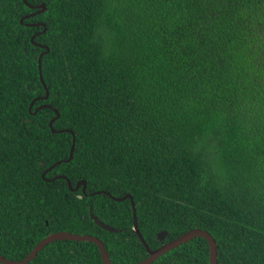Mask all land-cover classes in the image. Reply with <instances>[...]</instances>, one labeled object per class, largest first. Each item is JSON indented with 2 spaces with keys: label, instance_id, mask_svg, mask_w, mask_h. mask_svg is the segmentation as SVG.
Returning a JSON list of instances; mask_svg holds the SVG:
<instances>
[{
  "label": "trees",
  "instance_id": "trees-1",
  "mask_svg": "<svg viewBox=\"0 0 264 264\" xmlns=\"http://www.w3.org/2000/svg\"><path fill=\"white\" fill-rule=\"evenodd\" d=\"M39 45L48 96L30 111L48 106L32 114ZM54 109L52 128L75 137L68 162ZM58 160L45 178L84 179V193L41 177ZM105 192L133 197L150 249L199 228L218 264H264V0H0V254L69 231L98 237L112 264L144 259L129 199ZM26 264L102 261L92 242L55 240ZM151 264H209L208 244Z\"/></svg>",
  "mask_w": 264,
  "mask_h": 264
},
{
  "label": "water",
  "instance_id": "water-1",
  "mask_svg": "<svg viewBox=\"0 0 264 264\" xmlns=\"http://www.w3.org/2000/svg\"><path fill=\"white\" fill-rule=\"evenodd\" d=\"M24 2H26V0H23ZM28 7L30 8H34L36 9V11L30 13L29 15H26L25 18H27L28 16H33L35 14H39L42 13L46 10V6L44 3H41L39 5H28ZM22 21V20H21ZM42 26H44V23H40ZM45 31V27L42 29L41 32ZM33 39V37H31V40ZM41 48L44 49L43 52H41L38 56V72H39V79L40 82L44 88V92L45 94L43 96L40 97H35L33 98L28 106V110L29 112L31 109V105L39 100V99H46L48 96V90L46 88V85L42 79V74H41V65H40V60L41 57L46 54L48 52V47H46L45 45H39ZM47 104H41L39 106H37V108L32 111L31 113L34 114L38 109H41L43 107H47ZM55 112V116L52 117L49 122H48V126L51 130V132H62V131H68L69 133L72 134L71 130L68 129H64V130H55L52 128V123L59 117V112L57 110L54 109ZM74 141H75V137L72 134V143L69 149V154L68 157L66 159H64V162H68L71 158H72V153H73V148H74ZM61 162V160H58L56 162H54L53 164H51L50 166H48L47 168H45L42 172H41V177L46 181V182H51L56 178H64L66 180L67 183V187L69 191H75L76 189H78L79 187H81V191L82 193L85 192V188H86V182L84 179H80L77 180V182L75 183L74 186L71 185V182L64 176V175H57L51 178H45V175L47 172H49L55 165L59 164ZM42 164V163H40ZM101 191H97L95 192V194L100 193ZM106 195H108L111 199L115 200V201H123L124 199L128 198L130 201V205H131V209H132V213H133V232L138 236L139 240L141 241V243L144 245L146 252H147V257H145L144 259L131 263V264H151L155 259H157L159 256H161L162 254H164L165 252L178 247L180 245H182L183 243H186L190 240H192L193 238L196 237H201L204 238L208 244V262L209 264H218L217 262V246H216V242L213 239V237L205 230L199 229V228H191L188 229L187 231L181 233L180 235H178L176 238L168 240L166 242H163L160 246H158L155 249H150L147 245V243L145 242L144 238L142 237L141 233L139 232L138 226H137V219H136V213H135V204L133 201V197L126 193L120 197H115L107 192H105ZM83 194H79L78 198H82ZM89 215L91 217V219L94 220V222L100 226L102 229L104 230H108V231H114L116 232L117 229L114 227H111L105 223H103L101 220H99L91 211L89 212ZM167 235V231L165 230H161L156 234V239L161 241L163 240ZM55 240H74V241H87V242H92L94 244H96V246L98 247L99 253H100V258L102 261V264H112L109 258V255L104 247L103 242L96 236L93 235H89V234H76V233H71L69 231H56V232H52L48 235H46L45 237H43L40 241H38L33 248L31 249V251L22 259L19 260H12V259H8L3 257L0 254V263L1 264H26L29 261H31L32 259H34L37 255V253L48 243L55 241Z\"/></svg>",
  "mask_w": 264,
  "mask_h": 264
}]
</instances>
